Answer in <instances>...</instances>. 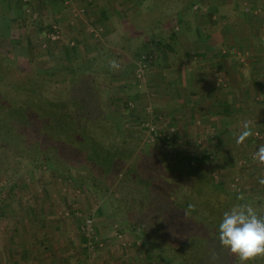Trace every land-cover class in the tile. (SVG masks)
Listing matches in <instances>:
<instances>
[{
    "label": "rangeland",
    "instance_id": "rangeland-1",
    "mask_svg": "<svg viewBox=\"0 0 264 264\" xmlns=\"http://www.w3.org/2000/svg\"><path fill=\"white\" fill-rule=\"evenodd\" d=\"M238 62L229 75L219 67ZM0 66L7 90L38 77L42 93L57 82L42 81L45 71L95 68L83 101L106 149L120 147L111 162L98 152L96 168L37 110H2L0 264H31L37 252L61 264H185L170 235L150 230L162 216L183 225L191 204L217 230L237 204L264 214V164L254 159L264 145V0H0ZM244 123L253 135L237 144ZM199 228H189L193 260L238 264Z\"/></svg>",
    "mask_w": 264,
    "mask_h": 264
},
{
    "label": "trees",
    "instance_id": "trees-1",
    "mask_svg": "<svg viewBox=\"0 0 264 264\" xmlns=\"http://www.w3.org/2000/svg\"><path fill=\"white\" fill-rule=\"evenodd\" d=\"M3 69L4 68L0 66V126H3L4 122L6 121L4 116H2L3 115L2 110L8 111V112H11V111L19 112V110H23L19 108L25 106L27 108L37 110L39 114H41V116L45 118L44 120H46V123L43 122L45 129L47 130L49 128L54 129L55 127L56 129L60 130L62 128L61 136L65 137V139L67 140L71 138L70 141H68L72 144L70 146H74V147L79 146V151L83 153L84 158L88 162L89 161L92 162L93 167L96 166V163L94 161L96 160V158L98 159V152L103 151L102 155L107 157L108 162H111L113 160L114 154L111 151L113 148H114L113 150H115V153H117V155L120 153L119 152L120 147L118 148L109 147L110 148L109 150L106 149L108 148L106 146L109 144L106 145V142L104 141L108 140L109 137H107V135L105 136L104 135L105 133H100L99 130H97V129H100L102 123L96 120H92L91 115H93V111L88 112L89 110H91L92 107L87 106L90 102L85 101L86 103H84L83 101V97L87 95V91L92 90L97 84V82H99L94 76V71H92V70L96 71L95 68L91 66H87V67L85 66V68L83 67V69H81L79 73H77L76 75H72L68 72L58 73L56 71H53V72L45 71L44 74L39 75V78L42 81L49 82L52 79L57 81L56 86L55 88H53L54 90L52 91V93H47L46 90L43 91V93L41 92V88H43L44 86L41 87L39 86V84H37L38 77H36V79L34 80H31V82L29 83L24 84L23 82L19 86H17V83H19V81H17L14 85H12L13 86L12 90L15 88L14 93H12V90L11 91L7 90L1 84L3 82L1 79L5 77V74L3 73L5 71H3ZM86 70H90L92 72L86 71ZM12 71L15 74V70H12ZM8 77L10 76L8 75ZM58 81H60V83ZM47 82L45 83L46 86H47ZM3 83H5V81ZM24 85L30 86L28 90L30 92L25 91V88H23ZM31 91L33 92L34 95L32 94ZM24 92L25 93L27 92L25 95L26 96L25 100H23L24 104L18 106L16 104V102L19 100L17 96H19L20 94L22 96ZM37 96L38 98H35ZM6 102H10L9 103L10 105L7 104ZM87 107L89 108V110H87L88 109ZM52 111H54V115L56 116L55 120L53 119L51 115ZM102 117L103 115L100 114V117H98V119L102 121ZM64 120L67 121V125L61 126L62 121ZM14 124L15 123H12L13 126ZM111 126L113 128V125ZM108 136L110 135L108 134ZM112 138H113V135H112ZM104 144L106 146H104ZM157 161H158L159 168L162 167L163 170L165 169L168 170L169 164L167 162L162 161V159L160 160V158L159 160L157 159ZM111 164L114 166H117L118 168L120 167L118 166L119 164H117V161H114ZM98 167L104 168L101 160L97 164L96 168ZM158 170L161 171V169H158ZM180 202H182L183 204L185 201H180ZM173 204L174 203L172 202L171 204L168 203L167 205L171 207V205ZM176 205H178V207L182 206L181 204H176ZM186 206H187V203H186ZM181 208H184L183 209L184 213L179 212L180 214H182L181 216L183 220L182 219L181 220L182 222H184L183 225L181 224L178 225L179 223V217H178V221H176V219L168 220V222H173L172 223L173 227H172L170 224H165L167 220H165L166 218L162 216L161 221H163L162 222L163 224L157 223V227L155 228L156 231H154L153 229H150V230L153 232V234H157L159 237H164V235L165 236L170 235L171 239H169L168 241L165 240L166 244L172 247L171 249L172 253L178 255L179 258H181V260L185 264L186 263L187 264H202L203 262L202 257H197L194 260L191 258V257H194V254L191 255L192 254L191 251L189 252V246H191L193 242L196 243L195 241L197 240L192 241V243L190 242L191 230H189V228H193V230L194 228L195 229L199 228L197 227L196 221L199 225L204 226L205 232H202L199 237L200 239H202L205 236L204 242L206 243H210V241H214L215 243L217 242L215 239H216V236H218V229L215 230L211 226L212 221H210L208 215H203L204 211L200 210L201 212V213L199 212L200 215L197 214V211L196 212L190 211V213L187 216H185V212L188 210H186L187 208H185L184 206H182ZM221 208H222L221 206L217 207L215 210L212 211V214L217 213V211L221 212ZM258 214L264 215L261 213H258ZM221 220L222 219H220V221L218 220L219 224ZM158 221H160V219H158ZM144 224L146 223L142 224L143 233L145 234L144 227L146 225ZM175 226H177L178 230L180 229L187 230V233L184 234L185 238L180 233H179L180 238L178 237L177 233L175 232L172 233V231H174L173 228H175ZM202 226H200L198 231H200ZM162 239L164 240L166 239V237ZM182 239L184 240L182 241ZM185 239H187V241ZM208 239H210V241H208ZM192 246L194 247L195 245H192Z\"/></svg>",
    "mask_w": 264,
    "mask_h": 264
},
{
    "label": "clouds",
    "instance_id": "clouds-1",
    "mask_svg": "<svg viewBox=\"0 0 264 264\" xmlns=\"http://www.w3.org/2000/svg\"><path fill=\"white\" fill-rule=\"evenodd\" d=\"M109 67L118 70L120 65L112 60ZM252 135V127L244 123L236 138L237 144H243ZM254 159L264 164V145L259 146ZM258 182L264 185V178ZM238 199L244 201L245 198L241 195ZM194 207L188 205L185 216L194 210ZM218 239L220 246L237 258L238 264H249L257 258H264V215L258 214L257 209L247 202L233 206L223 213L218 226Z\"/></svg>",
    "mask_w": 264,
    "mask_h": 264
},
{
    "label": "crops",
    "instance_id": "crops-1",
    "mask_svg": "<svg viewBox=\"0 0 264 264\" xmlns=\"http://www.w3.org/2000/svg\"><path fill=\"white\" fill-rule=\"evenodd\" d=\"M258 38V37H257ZM225 50H227L226 49V47H225V49H223V50H221V47L218 49V51H216L217 53H218V55L220 56V52L221 51H225ZM210 53V52H209ZM222 61L225 63V59L224 58H222ZM217 64V63H216ZM227 64H228V62H227ZM239 64V62L236 64V68L235 69H232V68H230V67H227L226 65H223V66H220L219 64H217V65H219V67L223 70V71H225V73H227L228 75H229V73L231 72V70L232 71H235L236 72V70H238V69H241V67L242 66H240V65H238ZM215 65V64H214ZM240 66V67H239ZM213 68H216V67H213ZM253 78V76L252 77H250V79H252ZM226 79H227V77H226ZM261 80H262V78H260ZM249 84H251V85H253V81L252 82H250L249 81ZM254 84H256L255 82H254ZM42 252H37V254L35 255V259H34V255L32 256V258L30 257V260H31V264L33 263V261H35L36 260V262H35V264H61V263H58L57 262V260H53L52 261V259L51 258H43V259H41L40 258V254H41ZM68 261L69 262H71V260H67V263H68Z\"/></svg>",
    "mask_w": 264,
    "mask_h": 264
}]
</instances>
